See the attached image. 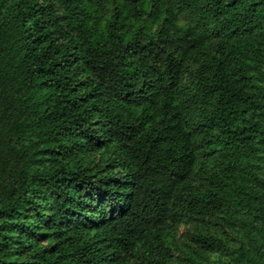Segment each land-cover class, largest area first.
I'll return each instance as SVG.
<instances>
[{
  "label": "trees",
  "instance_id": "obj_1",
  "mask_svg": "<svg viewBox=\"0 0 264 264\" xmlns=\"http://www.w3.org/2000/svg\"><path fill=\"white\" fill-rule=\"evenodd\" d=\"M0 161V264H264V0H0Z\"/></svg>",
  "mask_w": 264,
  "mask_h": 264
},
{
  "label": "rangeland",
  "instance_id": "obj_2",
  "mask_svg": "<svg viewBox=\"0 0 264 264\" xmlns=\"http://www.w3.org/2000/svg\"><path fill=\"white\" fill-rule=\"evenodd\" d=\"M100 156L99 154L95 155V160H99ZM8 178L7 175L3 169V165L0 161V192H3L4 186L7 182ZM198 229V224H183L179 226V228L176 231V237L179 242H185L187 237L194 232H196ZM212 232L215 234L221 235L231 241L232 244H236V236L232 233L227 231L226 229L222 228L221 226H214L212 227ZM213 258H216L215 254H212Z\"/></svg>",
  "mask_w": 264,
  "mask_h": 264
}]
</instances>
